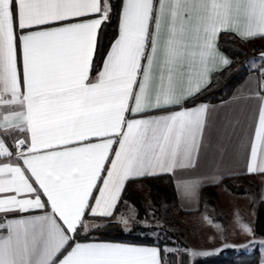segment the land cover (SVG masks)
Wrapping results in <instances>:
<instances>
[{
  "label": "snow or ice",
  "instance_id": "obj_1",
  "mask_svg": "<svg viewBox=\"0 0 264 264\" xmlns=\"http://www.w3.org/2000/svg\"><path fill=\"white\" fill-rule=\"evenodd\" d=\"M109 12L106 0H0V213H38L0 217V264H161L156 248L75 239L86 213L112 216L129 179L191 165L207 106L129 114L199 92L229 63L220 31L264 38V0H124L119 38L90 79ZM247 171L264 174V106Z\"/></svg>",
  "mask_w": 264,
  "mask_h": 264
},
{
  "label": "trees",
  "instance_id": "obj_2",
  "mask_svg": "<svg viewBox=\"0 0 264 264\" xmlns=\"http://www.w3.org/2000/svg\"><path fill=\"white\" fill-rule=\"evenodd\" d=\"M105 0H102V3ZM110 5L108 19L105 20L98 33L97 49L93 58L92 74L101 68L104 58L119 32V16L122 0H106ZM264 38L257 37L243 40L236 33L222 31L219 35L218 46L230 59V64L214 71L207 86L196 94L190 96L182 106L189 107L200 103H219L230 98L234 89L244 81L252 71L247 60L253 54L258 55L259 50L253 45ZM231 192L239 195H248L255 192L258 187L249 179V175L226 177L222 180ZM138 185H146L149 199L153 203V214L157 221H161V212L165 208L170 214L174 209L179 215L187 214L180 208L177 200L173 179L170 175L147 176L131 179L127 182L120 201L113 216L99 218L100 223L86 230L78 229L76 241H113L134 244L158 246L161 256L168 264H258L261 261L260 251L254 249L251 252L238 251L233 247L223 248L217 253L198 255L192 257L189 251L166 250V246H175L172 241L176 236L166 224L145 225L140 221L132 222L130 227L117 220L116 217L126 203L132 205L137 212L138 220L147 219L145 205L135 189ZM217 185H207L202 189V203L205 199L213 202L216 196ZM214 203V202H213ZM172 228L180 225L179 217L170 220ZM254 236L264 238V200L257 206ZM60 258V257H59Z\"/></svg>",
  "mask_w": 264,
  "mask_h": 264
},
{
  "label": "crops",
  "instance_id": "obj_3",
  "mask_svg": "<svg viewBox=\"0 0 264 264\" xmlns=\"http://www.w3.org/2000/svg\"><path fill=\"white\" fill-rule=\"evenodd\" d=\"M123 2L124 0H122L121 9H120L119 32H120L121 17L123 12ZM94 15H98V14H94ZM80 19H86V18H80ZM222 31H229V30H222ZM222 31L218 33L216 39V47L218 51L221 54H223L224 57L227 58L229 63L225 65L217 61L215 66L209 69L205 82L200 85V90L209 84L212 73L214 71L221 70L227 67L231 62L230 57L226 53H224L218 46L219 35ZM119 32L112 44H114L115 41L119 38ZM97 39H98V35H97ZM111 46L107 54L110 52ZM107 54L104 58V61L106 60ZM18 57H19V53H18ZM142 63L145 62L142 61ZM102 66L99 70H102ZM250 68L252 71L247 75L244 81H242V83H240L234 89L230 98L223 102L200 103L189 107L182 106L184 102L190 97L189 96L188 98L181 100V102L175 106L169 105V106H162L160 108L153 107L143 113L129 114L130 118L132 119L151 120V119H158L163 116L172 115L175 111L192 110L202 105L207 106L205 127L200 137L198 138L197 148L193 153L191 165L187 167H178L172 171H160L159 169H157L154 174L131 178V179L143 178L147 176L165 175V174L170 175L174 182L177 200L180 208L188 212L186 215H198L203 204L202 189L204 186L217 185L218 188L222 180L226 177L249 175V179L254 181L258 189L251 194L243 195V196L253 197L252 199L250 198L252 201L251 203L255 206L257 210V206L260 203V201L264 200V174L249 173L247 171V166L251 161V145L255 143V129L258 126L259 111L261 107L264 106V81H263L261 69L259 68L257 69V67L255 66H250ZM21 74H22V69H21ZM97 75L98 72L92 74V70H91L89 78L94 79ZM196 93L197 92H195L194 94ZM3 114H4V109L0 108V116H2ZM19 137L23 138V134L14 133L11 137L8 138L7 143L9 145H13L15 140ZM92 142H100V138H92L91 141H87L84 143H92ZM113 148L114 149L118 148V145L114 143ZM111 158H114V155H110V159ZM0 159H4V158H0ZM14 159L15 158H13V160ZM105 167L108 168L110 167V165L106 164ZM105 175L106 173L101 174V180L98 181L97 188L102 187V180L105 177ZM0 195H6V194H0ZM93 195L98 196V191L94 190ZM42 199L46 200V197L42 196ZM115 210L116 208L113 210L112 216L114 215ZM34 214H38V213L36 211H30L29 213H18V212H13L8 214L0 213V217H4L6 219H27ZM99 218L102 217L99 216L93 217L86 213L83 224H86L87 228L95 227L100 223ZM116 219L118 220V215ZM57 220L59 222L58 217ZM76 242L83 244H91V243L118 244V245L132 246V247L156 248L160 253L161 264H168L166 261L162 259L161 251L159 247L155 245L134 244V243H125V242H113V241H95V240L76 241ZM231 243L233 245H236L235 247H238V245H240L239 244L240 242H238L237 238L231 239L228 244ZM252 246L253 245H251V247ZM245 248L247 247H242L239 249L240 251L241 250L245 251ZM260 248H262V249L258 248L259 250H261L260 252H264V247L261 246ZM250 250L253 251L254 249H250ZM64 254L66 255V253ZM258 264H264V255H261V261Z\"/></svg>",
  "mask_w": 264,
  "mask_h": 264
},
{
  "label": "rangeland",
  "instance_id": "obj_4",
  "mask_svg": "<svg viewBox=\"0 0 264 264\" xmlns=\"http://www.w3.org/2000/svg\"><path fill=\"white\" fill-rule=\"evenodd\" d=\"M253 46L259 50V54H253L247 62L249 66L261 69L264 81V39L255 42ZM135 189L138 191L149 217L144 221L142 219L138 220L136 209L126 203L118 214V220L126 227H130L132 222L135 221H140L145 225H168L176 237L172 239L175 246H166V250H186L191 253L192 257H195L217 253L228 247H233L238 251H240L239 248L247 247L245 248L246 252H251L250 249H262L260 247H264V243H262L264 238L254 236L256 208L251 203L253 197L235 194L223 183L216 189L214 203L205 199L198 215H179L176 209L168 214L163 208L161 221H157L156 216L153 214L152 209L155 207L149 199L146 185H138ZM237 214H239L240 222L251 229V234L243 233L240 227L237 226ZM175 216L179 217L180 225L172 228L169 223ZM125 220L128 221L127 224L124 223ZM234 238H237L240 242L238 247H235L236 245L232 243L228 244ZM251 245L253 246L251 247ZM260 255H264V252H260Z\"/></svg>",
  "mask_w": 264,
  "mask_h": 264
},
{
  "label": "built area",
  "instance_id": "obj_5",
  "mask_svg": "<svg viewBox=\"0 0 264 264\" xmlns=\"http://www.w3.org/2000/svg\"><path fill=\"white\" fill-rule=\"evenodd\" d=\"M20 138H22V137L17 138V139L15 140L14 144H16L17 141H18V139H20ZM15 151H16L17 154H19V152L22 151V149H20L19 147H16V148H15ZM3 218H4V217H3Z\"/></svg>",
  "mask_w": 264,
  "mask_h": 264
}]
</instances>
